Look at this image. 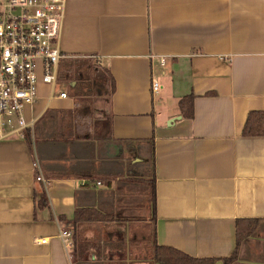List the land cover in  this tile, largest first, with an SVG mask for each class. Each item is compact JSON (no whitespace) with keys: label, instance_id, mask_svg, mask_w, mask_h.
I'll use <instances>...</instances> for the list:
<instances>
[{"label":"crops","instance_id":"obj_1","mask_svg":"<svg viewBox=\"0 0 264 264\" xmlns=\"http://www.w3.org/2000/svg\"><path fill=\"white\" fill-rule=\"evenodd\" d=\"M59 48L106 68L114 91L40 85L30 138L0 140V264H74V234L96 224L264 264V134L243 133L264 112V0H66ZM80 210L113 221L75 222Z\"/></svg>","mask_w":264,"mask_h":264},{"label":"built area","instance_id":"obj_2","mask_svg":"<svg viewBox=\"0 0 264 264\" xmlns=\"http://www.w3.org/2000/svg\"><path fill=\"white\" fill-rule=\"evenodd\" d=\"M65 5L66 0H0V140L24 139L33 129L23 110L37 100L40 85L49 86L51 96L67 97L56 90L59 62L67 58L59 48ZM158 87L154 81L153 90ZM71 235L61 233L67 246Z\"/></svg>","mask_w":264,"mask_h":264},{"label":"trees","instance_id":"obj_3","mask_svg":"<svg viewBox=\"0 0 264 264\" xmlns=\"http://www.w3.org/2000/svg\"><path fill=\"white\" fill-rule=\"evenodd\" d=\"M58 81L62 83H67L70 88V83L74 82L73 93L81 98L88 96H110L114 91V80L108 70L97 63L92 62L88 58H72L67 57L61 59L58 65ZM181 112L188 118L192 117V96H185L180 100L179 103ZM54 114L53 110L46 112L45 116H50ZM263 120V121H262ZM264 112H252L248 115L247 121L244 127L243 133L246 135H261L264 134ZM30 138V132L26 131L24 139L28 140ZM152 211H154V188L152 181V194H151ZM81 211V210H80ZM79 211V212H80ZM83 211V210H82ZM80 212V216L75 218V222L79 223H99V222H109L113 221L107 219V217L99 216H88L86 218L82 217L84 212ZM251 231H246L244 234L238 235L237 241H240L243 237L249 235ZM75 248L73 252V257L76 264L85 263L88 261V256L83 252V249H93L99 254L100 251L112 252L117 246L123 245V239L117 241L116 245L109 242H105L101 250H99V245L89 243V240L78 239L77 234L73 236ZM116 247V248H115ZM127 252L129 256H133L134 253H144L145 257L149 258L154 262V264H214V259L212 258H194L191 257L175 248L169 246L158 245L155 241L154 231L149 230L143 238L131 239L126 244ZM86 250V251H87ZM236 256V252L232 254L231 257L224 259V264L231 262Z\"/></svg>","mask_w":264,"mask_h":264},{"label":"rangeland","instance_id":"obj_4","mask_svg":"<svg viewBox=\"0 0 264 264\" xmlns=\"http://www.w3.org/2000/svg\"><path fill=\"white\" fill-rule=\"evenodd\" d=\"M61 89H68L67 85L65 83H62L60 81H57V85H56V90H61ZM107 95H104L103 97H106ZM77 237L78 239H85V240H89L88 242L91 244L90 247H92V244H96L99 245V250H101L103 248V245L105 243H102V239H105V241L109 240H115L118 239L119 241H121V239H125L122 240L123 241V245L117 246V248L115 250H113L112 252H108L107 251H103V249L100 251V253H97V248L96 250H92L89 252H91L92 254L94 253L95 257V262L91 263V262H85V263H80V264H154V262H152V260L147 257H145L144 253H134L133 256H129L128 255V250L126 248V242L129 240H131L132 238L127 237L124 235V232L122 230H118L116 228V226H114L113 224H107V225H102V224H96L94 225V229L91 230V232H86L85 230H83L82 228H78L76 231ZM116 242V240H115ZM106 245V244H105ZM85 250V254H87L88 252L86 251L87 249H83V252ZM101 253L103 255V257H101ZM73 262H74V258H73ZM76 264V263H74Z\"/></svg>","mask_w":264,"mask_h":264}]
</instances>
